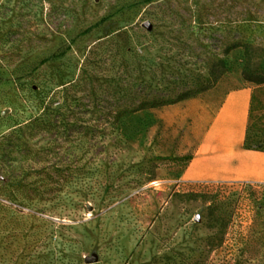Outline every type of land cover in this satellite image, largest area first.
Returning <instances> with one entry per match:
<instances>
[{
  "label": "rangeland",
  "instance_id": "obj_1",
  "mask_svg": "<svg viewBox=\"0 0 264 264\" xmlns=\"http://www.w3.org/2000/svg\"><path fill=\"white\" fill-rule=\"evenodd\" d=\"M230 70L264 77V0H0V264H264V181L158 169L156 108Z\"/></svg>",
  "mask_w": 264,
  "mask_h": 264
},
{
  "label": "crops",
  "instance_id": "obj_2",
  "mask_svg": "<svg viewBox=\"0 0 264 264\" xmlns=\"http://www.w3.org/2000/svg\"><path fill=\"white\" fill-rule=\"evenodd\" d=\"M253 91L241 72L230 70L214 85L156 108V151L173 158L158 167L163 182L264 181V149L245 144Z\"/></svg>",
  "mask_w": 264,
  "mask_h": 264
},
{
  "label": "trees",
  "instance_id": "obj_3",
  "mask_svg": "<svg viewBox=\"0 0 264 264\" xmlns=\"http://www.w3.org/2000/svg\"><path fill=\"white\" fill-rule=\"evenodd\" d=\"M245 78L248 81H256L259 84L264 85V77L263 76L250 77V76L245 75ZM256 100H257L256 95H254V93H253L252 106H251V114H250V121H249L248 133H247V137H246V140H245V144L249 148L264 149V144H262L263 141H264V138L254 140V143L255 144L250 143V135H251V132L250 131H251V126H252V118H253V115H254L253 114L254 113V110L257 107ZM154 105H156V104H154Z\"/></svg>",
  "mask_w": 264,
  "mask_h": 264
},
{
  "label": "water",
  "instance_id": "obj_4",
  "mask_svg": "<svg viewBox=\"0 0 264 264\" xmlns=\"http://www.w3.org/2000/svg\"><path fill=\"white\" fill-rule=\"evenodd\" d=\"M197 219L199 220V217ZM94 260H96V257H90L89 258V261H94Z\"/></svg>",
  "mask_w": 264,
  "mask_h": 264
}]
</instances>
